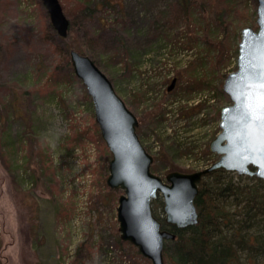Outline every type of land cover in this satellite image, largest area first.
<instances>
[{
	"label": "rangeland",
	"instance_id": "obj_1",
	"mask_svg": "<svg viewBox=\"0 0 264 264\" xmlns=\"http://www.w3.org/2000/svg\"><path fill=\"white\" fill-rule=\"evenodd\" d=\"M229 1L214 16L177 0H59L72 26L61 38L41 0H0V264H151L119 238L111 155L60 47L87 49L111 81L154 174L200 171L218 159L209 143L241 29H257L255 0L233 2L232 19Z\"/></svg>",
	"mask_w": 264,
	"mask_h": 264
},
{
	"label": "water",
	"instance_id": "obj_2",
	"mask_svg": "<svg viewBox=\"0 0 264 264\" xmlns=\"http://www.w3.org/2000/svg\"><path fill=\"white\" fill-rule=\"evenodd\" d=\"M41 2L53 30L66 37L69 21L59 0ZM255 2L257 29H241L236 70L226 75L222 85L231 103L221 108V131L209 143L210 152L218 159L200 171H172L164 178L154 174L153 157L139 140L135 115L88 56L69 51L73 74L91 99L95 122L111 155L106 184L122 191L116 207L119 238L136 247L151 264H166L164 243L175 239L153 214L152 201L158 196L162 199L163 222L184 229L199 222L194 200L204 176L224 170L264 182V122L258 119L264 106V0ZM174 85L172 79L167 91Z\"/></svg>",
	"mask_w": 264,
	"mask_h": 264
},
{
	"label": "trees",
	"instance_id": "obj_3",
	"mask_svg": "<svg viewBox=\"0 0 264 264\" xmlns=\"http://www.w3.org/2000/svg\"><path fill=\"white\" fill-rule=\"evenodd\" d=\"M227 1L177 0V11H191L196 5L204 10L208 9L207 6H213L211 14L215 16V11L220 9V3ZM235 1L228 2L229 9L224 12L225 18L232 19L231 12ZM116 6L117 10H120L118 3ZM222 16L217 14L218 20ZM201 23L206 25L209 22L205 20ZM70 28L72 26L69 23L68 31ZM57 45L54 44L55 50H58ZM62 47L64 45L60 49L66 57L68 68L70 67L69 73L77 80L68 62L70 48ZM86 50L80 49L77 52L86 56ZM90 59L97 65L96 61ZM194 204L199 215V222L195 226L177 229L166 225L163 219L159 218L162 229L175 234L174 240L164 243L163 254L169 264H264L262 180L237 176L224 170L215 171L204 176L198 183Z\"/></svg>",
	"mask_w": 264,
	"mask_h": 264
},
{
	"label": "snow or ice",
	"instance_id": "obj_4",
	"mask_svg": "<svg viewBox=\"0 0 264 264\" xmlns=\"http://www.w3.org/2000/svg\"><path fill=\"white\" fill-rule=\"evenodd\" d=\"M258 119L261 120L262 122H264V106H262L261 114L258 117Z\"/></svg>",
	"mask_w": 264,
	"mask_h": 264
}]
</instances>
